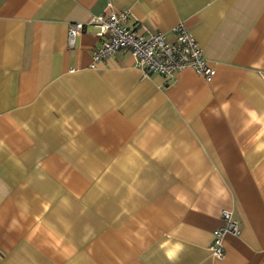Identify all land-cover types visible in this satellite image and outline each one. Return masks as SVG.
Instances as JSON below:
<instances>
[{"label": "crops", "instance_id": "obj_1", "mask_svg": "<svg viewBox=\"0 0 264 264\" xmlns=\"http://www.w3.org/2000/svg\"><path fill=\"white\" fill-rule=\"evenodd\" d=\"M111 8L215 75L92 67ZM0 264H264V0H0Z\"/></svg>", "mask_w": 264, "mask_h": 264}, {"label": "built area", "instance_id": "obj_2", "mask_svg": "<svg viewBox=\"0 0 264 264\" xmlns=\"http://www.w3.org/2000/svg\"><path fill=\"white\" fill-rule=\"evenodd\" d=\"M130 10L114 11L93 17L87 24H72L68 37L69 45L74 48L77 38L87 28H94V35L100 45L93 51L92 67L99 62L123 52H128L135 65L145 76L160 75L172 80L179 73L191 69L208 81L215 75V69L208 64L196 38L188 31L184 23L174 28L173 39L161 32L140 33L131 23ZM224 224L218 228L211 251L217 259L225 258V235L240 233L233 213H222Z\"/></svg>", "mask_w": 264, "mask_h": 264}]
</instances>
